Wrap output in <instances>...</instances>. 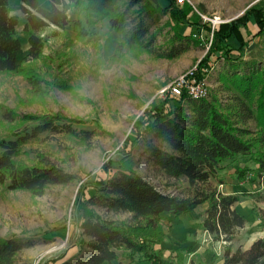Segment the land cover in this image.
Instances as JSON below:
<instances>
[{"label": "rangeland", "instance_id": "374dc122", "mask_svg": "<svg viewBox=\"0 0 264 264\" xmlns=\"http://www.w3.org/2000/svg\"><path fill=\"white\" fill-rule=\"evenodd\" d=\"M140 1L121 0L118 5L127 11L126 30L141 32L142 45L124 43L122 34L113 30L107 19L84 11V1L69 12V27L62 30L49 26L39 32L44 49L38 59H27L29 45L24 39L18 69L0 74V141L29 134L35 122L26 121V117L72 120L66 121L70 131H49L30 139L21 146L14 162L29 167H44L50 162L73 175V182L48 186L39 196L25 190L10 191L7 184L0 186V240L22 247L13 264H46L68 250L67 256H73L72 246L80 245L82 239L78 220L83 210L77 208L78 202L80 208L84 206L93 184L105 176L103 166L110 164L113 171L121 168L124 147L137 120L154 100L167 97L171 84L196 72L197 65L209 56L215 29L243 18L249 10L264 7V0H187L195 12L190 20H200L201 26L178 27L169 23L166 13L153 17L141 13ZM160 4L164 8L169 5L163 0ZM217 21L220 24L213 28ZM22 29L21 24L20 32ZM175 32L186 40L175 38ZM242 32L246 45L242 46L236 37L222 43L223 47L235 48L229 61L217 59L224 56V52L217 51L210 56L202 79L189 81L206 80L208 100L214 97L223 105L229 104L220 74L231 70L232 63L246 66L255 62L264 67V35L255 37L258 29L254 17ZM170 106L175 108L177 104L172 102ZM8 111L15 116L11 121L4 118ZM246 126L257 131L252 121ZM154 148L171 151L155 133L133 149L132 169L142 178L161 193L182 199L200 194L234 196L238 202L233 208L246 223L231 241H225L204 230L209 202L179 218L165 214L161 221L165 239L150 253L159 254L168 264H224L228 250L245 251L264 240L259 217L264 209L262 180L256 176L253 161L238 157L225 162L220 175L223 184L212 179L192 186L186 179L166 177L154 164ZM84 186L89 188L82 192ZM87 208L106 220L129 222L132 218L110 213L100 205ZM88 254L84 248L80 257ZM120 254L129 257L131 253Z\"/></svg>", "mask_w": 264, "mask_h": 264}, {"label": "trees", "instance_id": "16d2710c", "mask_svg": "<svg viewBox=\"0 0 264 264\" xmlns=\"http://www.w3.org/2000/svg\"><path fill=\"white\" fill-rule=\"evenodd\" d=\"M47 1L51 5L49 10L42 7L40 0H21V11L27 19L24 29L29 33L28 60L38 59L43 52L44 40L39 32L49 26L62 30L69 27L72 24L69 12L81 6L84 1V11L107 19L111 28L122 34L124 43L131 46L142 45L141 32L130 33L126 30L127 11L118 5L121 0ZM161 1L141 0L139 11L150 17L166 13L169 15V23L178 27L201 26L200 20H190V15L195 12L191 11L187 3L180 6L175 0H163L169 3L164 8ZM9 7V0H0V74L12 73L18 69V55L22 50L18 32L19 19L10 14ZM250 17L256 20L258 32L255 37L263 36L264 7L249 10L239 20L221 24L212 33L209 56L186 79H202L210 56L217 51L224 52V56L217 59L223 57L224 61H229L235 48L223 47V42L236 37L242 46L246 45L242 29L248 26ZM204 29L212 31L208 27ZM174 37L180 41L186 40L180 32H175ZM236 51L240 53L239 48ZM240 58L238 56L237 59ZM245 65L232 63L229 67L231 70H224L220 74L223 89L229 94L228 105H223L214 97L212 100H195L185 90L180 97L166 92L167 97L163 100H154L137 120L127 138L121 168L113 171L110 164L103 166L105 176H100L93 184V190L89 191V198L84 206L80 208L78 202L77 208L79 211L83 210V215L78 220L82 239L80 245L72 248L76 247L79 252L67 257L68 250L46 264H124L125 260L132 259L133 254H141L150 264H168L159 254L150 253L165 239L161 223L163 215L179 218L192 213L205 202H209V208L203 222L204 230L217 240L223 237L225 241H231L246 223L233 208L238 202L236 197L200 194L192 199H182L163 194L132 169L131 154L147 135L157 134L162 142L169 145L171 151L154 148L152 157L155 166L166 177L186 179L192 186L206 184L212 179L223 184L220 175L225 169V162L238 157L249 158L256 166V176L262 180L261 198L264 204V67L255 62ZM241 66L242 71L239 70ZM172 102L177 107L172 108ZM14 117L12 111L4 115L7 121ZM24 119L35 122L29 134L17 136L16 140L0 141V186L7 184L10 191L25 190L39 196L48 186L73 182V175L50 162H45L44 167L20 166L14 162L21 146L30 139L49 131H70L72 128L66 121L72 120L63 117ZM55 121L60 124L56 126ZM250 121L255 124L256 132L246 126ZM242 174L243 172L238 177L241 178ZM85 188L89 186H84L82 192ZM90 205H100L110 213L128 214L132 218L129 222L106 220L88 210L87 206ZM259 217L264 228V209ZM21 248L18 244L0 240V264H13ZM84 248L89 254L81 258ZM120 253L131 254L128 257ZM223 260L224 264H264V240L256 241L245 251L239 249L232 253L228 250Z\"/></svg>", "mask_w": 264, "mask_h": 264}, {"label": "built area", "instance_id": "2783aa9c", "mask_svg": "<svg viewBox=\"0 0 264 264\" xmlns=\"http://www.w3.org/2000/svg\"><path fill=\"white\" fill-rule=\"evenodd\" d=\"M175 1L180 6L184 5L187 2V0H175ZM219 24H220V21L213 22V28H215ZM194 37H197V36H194ZM192 74L193 73L191 72V75ZM186 76L181 77L175 83L171 84L168 88V92H170L172 96L180 97L182 96L185 90L187 95L195 100L207 99L208 93H207L206 87L208 84L206 80H203L200 83L189 82L186 79Z\"/></svg>", "mask_w": 264, "mask_h": 264}, {"label": "crops", "instance_id": "0c3cea01", "mask_svg": "<svg viewBox=\"0 0 264 264\" xmlns=\"http://www.w3.org/2000/svg\"><path fill=\"white\" fill-rule=\"evenodd\" d=\"M9 2H10V7H9L10 14L13 15V16H17L18 19H19L18 32H19V38H20V40L22 42V47H23L24 39L26 40L27 45H29L28 44L29 33L26 32L25 29H24L25 24L27 22V19H26V16L21 11L22 2H21V0H9ZM40 2H41V5H42L43 8H45L47 10L51 9V5H50V3L47 0H40ZM21 24H22V28H23L22 32H20ZM21 51H20V53H21ZM157 247H159V246H157ZM160 247H161V245H160ZM70 251H72L76 255L79 252V249H77L75 247V248H72ZM131 257H132V259L129 260L130 264H150L141 254H133ZM136 257H141L142 259L139 260L140 258L138 259Z\"/></svg>", "mask_w": 264, "mask_h": 264}]
</instances>
